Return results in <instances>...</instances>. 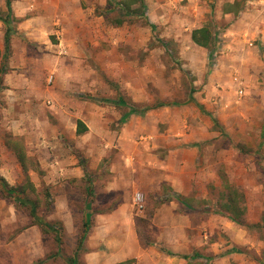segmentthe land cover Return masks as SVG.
<instances>
[{
	"label": "rangeland",
	"instance_id": "rangeland-1",
	"mask_svg": "<svg viewBox=\"0 0 264 264\" xmlns=\"http://www.w3.org/2000/svg\"><path fill=\"white\" fill-rule=\"evenodd\" d=\"M26 1L25 14L0 27V39L7 28L13 30L9 52L3 43L0 49V69L8 68L0 87L1 245L33 222L29 208L10 195L22 188L21 196L37 204L38 214L62 230L61 252L54 233L44 234L54 247L46 264H70L85 224L77 259L86 264L87 239L96 225L90 201L98 211H112L127 197L131 205L119 213L130 242L138 238L141 246L159 247L161 229L153 218L172 195L144 194L141 211L134 202L136 184H158L161 175H169L160 167L176 143L195 150L198 158L194 168L188 163L185 181L194 187L188 207L174 210L192 217V241L203 235L212 215L234 213L226 207L230 199L241 210L247 207L246 221L251 216L264 225V72L254 75L259 63L264 71L262 51L254 52L255 40L243 43L238 28L228 30L232 19L216 12L218 0H145V9L116 0L125 2L127 11L142 13L99 8L96 14L103 17L95 28L66 35L68 52L52 45L60 46L51 22L63 15L61 7L55 0ZM26 21L25 32L17 31ZM201 25L214 27L212 51L191 41V31ZM191 90L225 133L189 102ZM160 104L175 106L148 109ZM78 111L99 117L91 121V135L72 137ZM101 154L106 157L92 169V159ZM148 154L152 161L144 159ZM108 181L117 184L111 193L104 189ZM66 209L73 216L68 222L61 219ZM9 210L16 214L14 225L5 224ZM251 230L264 240L262 227Z\"/></svg>",
	"mask_w": 264,
	"mask_h": 264
},
{
	"label": "crops",
	"instance_id": "crops-1",
	"mask_svg": "<svg viewBox=\"0 0 264 264\" xmlns=\"http://www.w3.org/2000/svg\"><path fill=\"white\" fill-rule=\"evenodd\" d=\"M54 3L61 7L63 15H60L59 18L54 16L52 19L51 31L57 35L60 46L52 45L67 52L69 50L65 44H70V42L65 38L66 35L73 33L74 29L95 28V20L99 21L103 17L101 14H96L97 10L99 8L106 9L108 6L107 0H55ZM26 5V0H13L10 19L23 16L27 9ZM236 5L241 8L239 14L234 11L237 8H234ZM1 11L7 13L4 17L6 18L9 14L6 0H0V18L3 15ZM216 12L227 19H232L228 30L238 28L239 38L243 43L251 42V40L258 42L254 52L257 51L260 54L262 51L259 62L263 61L264 66V0H218ZM0 21V27H4L2 20ZM24 25H27V21L20 23L17 31L23 32ZM203 26L205 25L197 28ZM5 32L3 31V36L0 39L2 40L0 49H2V43L4 44ZM262 69L260 63L259 66L257 64L254 75L258 76L259 73L264 72ZM95 115L96 113L89 114L85 111H78L75 114L76 120L72 137H76L79 120L88 127L86 134L91 135L93 133L90 126L92 119L99 120V117ZM260 135L264 136V126ZM79 137L81 138V136ZM181 142H187V138ZM171 146L172 144L169 147ZM104 157L106 154L93 158L91 168L97 169ZM196 157L195 150H188L187 147L182 148V146L177 147L176 143V146L173 145V148L169 149L167 157L162 159L163 163L160 167L167 169L169 175L166 173L161 175L158 184H136L139 189L136 194L140 193L143 197L150 192L164 195L166 198L170 195L174 196H170L154 214L153 224L161 229L157 241L159 247L155 245L141 246L138 238L130 242L129 229L125 226V220L119 213L125 206L131 205L130 199L127 197L117 209L112 211H98L99 205L96 201L88 202L89 212H95L96 225L94 233L87 239L86 264H120L129 260H135L134 264H264V240L259 237L257 232L238 225L228 216L212 215L208 219V223L204 224L208 228H204L203 235L199 231L201 233L195 241L190 238L189 230L192 229V217L188 215V212L179 214L174 210L175 206L179 204L188 207V196L194 187L185 180H188V163L190 167L194 168L195 160L198 159ZM144 159L152 161V156L148 154ZM74 172L78 176L83 173L81 167H76ZM165 175L166 178H164ZM104 185V189L108 193L117 188V184H112L110 181ZM134 202L136 203L135 198ZM62 203L65 204L67 201L62 200ZM13 213L11 210L8 211L5 224L14 225L16 223V214ZM66 215L67 217L60 215L63 221L68 222L73 219L72 213L68 209H66ZM256 220V218L248 216L247 222L255 224ZM118 221L120 222L118 223ZM11 236L2 245L0 242V264H46L54 251V247L48 245L41 229L33 223L23 231Z\"/></svg>",
	"mask_w": 264,
	"mask_h": 264
},
{
	"label": "trees",
	"instance_id": "trees-1",
	"mask_svg": "<svg viewBox=\"0 0 264 264\" xmlns=\"http://www.w3.org/2000/svg\"><path fill=\"white\" fill-rule=\"evenodd\" d=\"M13 0H6V3H7V7H8V10H9V14L7 15L6 18H0V20H2L6 25H8L10 23V11H11V3H12ZM130 1H133L132 3H136V4H139L140 7L142 9H145V0H130ZM108 2V9L109 11H115V10H123V11H126L125 14H127V12L131 15V14H136V15H139L142 13V9L137 11V10H134V12H130L129 10L127 11L126 9V6H125V2H116V0H107ZM237 7L234 6V8ZM241 8H236L234 11L236 14H239ZM148 20V19H147ZM149 24H151V22L149 21L148 22ZM123 24V21L119 22V26H121ZM153 25V24H151ZM13 33V30L11 28H7L6 29V32H5V36H4V50H5V53L7 54L11 48V35ZM192 41L202 47V48H205L209 51H212L215 47H216V43H217V37H216V32L214 30V27L213 26H210V25H205L203 27H200V28H197V29H194L192 31ZM1 51V50H0ZM8 73V68L6 67L5 64L2 65L1 69H0V87L2 86V83H3V76L5 74ZM189 102L191 103H194L198 108H200V110L202 111V113H204L205 115H208L213 124H214V127H217L218 129H220V131L222 133H225V130L224 128L220 125L218 119L216 117L213 116V114L209 113V112H206L203 108V106H201V104L198 102V100L195 98L194 96V90H191V93H190V97H189ZM162 106H175V104H160V105H156V106H151L150 108H148L149 110L150 109H156V108H159V107H162ZM178 106V105H176ZM134 112H137V110L135 109ZM78 129H77V134L78 135H82V134H85L86 132H88V127L81 121L79 120L78 121ZM21 155V154H20ZM19 161L25 166V164L23 163V160H25V158H21L20 156L18 157ZM84 171L87 173V168L84 167ZM21 189H19L20 193H13V194H10V195H14L16 197V201L18 203V205L20 206H23V207H26V208H29V211H30V216H31V219L33 220V225L35 226H38L42 233L43 234H46L47 232H52L54 233L55 235V241L59 247V250L61 252V249H62V245H63V237H62V230L60 228H57L55 225L51 224V223H48L44 218H42L39 214H38V207H37V204L35 202H33L32 200L26 198V197H22L21 195H24L23 192H21ZM17 192V190H16ZM227 209H234V213L232 212V214L229 216L234 222H236L237 224L241 225V226H244V227H247V228H260L262 227L264 229V225H260L259 223L258 224H249L247 221H246V216H247V207L246 206H243L242 210L240 209L239 207V204L238 202L236 201V199H230L229 200V204L226 206ZM240 209V211L238 213H236L237 209ZM241 213V214H240ZM241 215V217H240ZM262 221L264 223V216L262 217ZM86 224H85V229L83 230V237L80 239L79 238V241H78V244H77V249L75 251V258L74 259H70V264H80L77 257L79 256V253L82 251V247H83V242L85 240V234L87 232L86 230ZM134 260H129V261H126V262H123V263H120V264H131L133 263Z\"/></svg>",
	"mask_w": 264,
	"mask_h": 264
},
{
	"label": "built area",
	"instance_id": "built-area-1",
	"mask_svg": "<svg viewBox=\"0 0 264 264\" xmlns=\"http://www.w3.org/2000/svg\"><path fill=\"white\" fill-rule=\"evenodd\" d=\"M49 81L50 82L53 81V76L50 77ZM135 201H136V205L138 206V209L142 211L144 208V198L140 193L136 194Z\"/></svg>",
	"mask_w": 264,
	"mask_h": 264
}]
</instances>
